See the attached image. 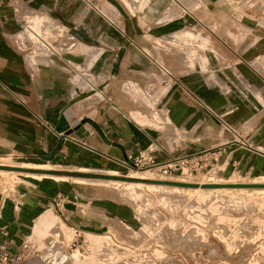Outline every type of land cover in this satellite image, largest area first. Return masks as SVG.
<instances>
[{"label": "crops", "instance_id": "0c3cea01", "mask_svg": "<svg viewBox=\"0 0 264 264\" xmlns=\"http://www.w3.org/2000/svg\"><path fill=\"white\" fill-rule=\"evenodd\" d=\"M146 1L147 8L140 10L143 21L132 16L135 11H130L123 0H100L105 16L115 24L126 14V22L120 26L111 24L97 11L88 10L82 0H0V159L27 162L32 169L54 173H39L50 178L39 180L38 196L0 199V227L7 231L1 241L14 251L28 237L32 222L34 235L57 228L58 220L46 202L55 195L69 194L71 180L79 179L77 174L126 171L129 155L141 151H153L163 161L221 150L219 164L223 169H264L262 70L244 67L237 73L240 82L234 71H228L224 86L217 82L215 72L208 74L197 69L195 80L191 81L176 68L172 70L176 80L155 91L163 99L157 107L162 112L159 120L142 115L134 108V100L121 97L117 87L113 92L116 99L112 102L101 93L105 102L91 113L73 102V74L62 64L52 44L34 32L57 56L34 55L28 46L37 43L18 36L23 28L20 15H38L33 18L34 24L48 18L51 28L53 23H61L76 36L75 48L63 55L73 68L83 66L88 70L89 63H94V71L101 76L114 72L118 78L123 62L136 68L138 62L153 59L151 54L140 55L141 33L147 34V50H153L158 30L172 31L190 22L199 24L194 13L199 11L201 0ZM183 5L188 6L187 16L183 15ZM183 34L196 36L189 30ZM90 86L95 87L91 83ZM87 119L98 128L85 122ZM90 235L98 248L109 244L105 235Z\"/></svg>", "mask_w": 264, "mask_h": 264}, {"label": "rangeland", "instance_id": "374dc122", "mask_svg": "<svg viewBox=\"0 0 264 264\" xmlns=\"http://www.w3.org/2000/svg\"><path fill=\"white\" fill-rule=\"evenodd\" d=\"M123 1L130 11H135L132 16L143 20L140 10L145 11L149 2ZM183 6V15L187 16L188 6ZM194 14L199 24L190 22L180 29L158 30V40L153 50H147L144 44L148 39L147 34L141 33L139 39L143 45L138 46L140 55L147 57L151 54L154 55L153 59L151 57L148 63L138 62L136 68L123 62V72L118 78L114 72L101 76L94 71V63H89L91 66L88 70L76 65L73 68L72 62L64 59L63 55L75 48L76 36L61 23H53L51 28L48 18L34 24L33 18H38V15H20L19 22L23 21V28L18 36L37 43L28 46L34 55L57 56L35 33L59 52L62 64L73 74L72 96L78 107H86L93 113L104 101L101 93L113 102L116 99L114 88L117 87L121 97L134 100V108H138L142 115L159 120L162 112L157 107L163 99L162 94L158 95L155 91L168 87L176 80L172 73L176 68L185 72L191 81L195 80L197 69L208 74L215 72L217 82L224 86L228 71L235 72L238 82L240 78L237 73L244 67L250 66L251 70L264 72V0H201L199 11ZM160 16L163 17L162 14ZM103 17L113 25L123 26L126 22L125 13L116 24L108 16ZM188 30L196 36L183 34ZM90 83L95 87H91ZM155 96L158 98L154 101ZM2 163L9 168L32 167L27 162L11 159H0ZM222 166L218 163L209 172L195 177L156 175L175 182H257L264 175V169L228 171ZM37 170L35 173L6 170L10 172L8 175L0 174V199L38 196L39 180L50 178L39 173H54L48 169ZM113 172L117 174H77L75 177L79 181L71 180L72 191L69 194L55 195L47 200V207L58 220L57 228L44 235H34L32 222L31 231L22 242H29L38 256L29 257L27 264H73L74 257L71 255L76 253L78 247L87 249L82 255L79 254L83 262L87 259L85 257L99 249L90 233L105 235L109 239V244L90 264H264V188L164 191L123 184L107 185L90 177L109 174L130 177L129 174H132L134 176L130 178L137 181L136 178L144 174L136 175V171L131 169ZM200 176L207 177L197 179ZM145 182L156 184L149 180ZM59 199L65 200L63 213L55 205ZM75 231L81 234L77 241ZM63 255H67V259H63Z\"/></svg>", "mask_w": 264, "mask_h": 264}, {"label": "built area", "instance_id": "2783aa9c", "mask_svg": "<svg viewBox=\"0 0 264 264\" xmlns=\"http://www.w3.org/2000/svg\"><path fill=\"white\" fill-rule=\"evenodd\" d=\"M86 6L105 16L100 0H82ZM222 155L221 150H206L196 152L186 156L173 157L163 161L158 160L153 151H141L135 155H129L126 166L136 172H153L164 177H177L179 175L199 176L209 172L218 163ZM58 211L64 212L65 200L59 199L55 203ZM2 218V209L0 207V219ZM7 231L0 227V264H26L29 257H37L36 251L29 242L23 243L16 251L11 249L5 242L1 241V235H6ZM76 241L81 237L78 231H75ZM87 249L78 247L76 253H85ZM36 255V256H34ZM82 255V254H81Z\"/></svg>", "mask_w": 264, "mask_h": 264}, {"label": "bare ground", "instance_id": "6f19581e", "mask_svg": "<svg viewBox=\"0 0 264 264\" xmlns=\"http://www.w3.org/2000/svg\"><path fill=\"white\" fill-rule=\"evenodd\" d=\"M37 38H39V37L37 36ZM39 40L42 41V39H40V38H39ZM46 46H48V45H46ZM48 47L54 53H56V51L53 48H51L50 46H48ZM0 165H5V164L2 163ZM6 170H11V169H0V174H7L8 175L10 172L9 171H6ZM11 171H13V170H11ZM26 173H30V172H26ZM132 173H135V172H132ZM135 174L136 175H139L141 173L140 172H136ZM129 175H130V177H133L134 176L132 174H129ZM142 175H141L142 177H138L136 179L143 180V181L149 180V181H153V182H157V181H168L166 179L160 178L159 176L156 175V173H153V172H145ZM145 175H147V176H145ZM2 176H4V175H2ZM206 177L207 176H200V177H197V179H206ZM94 179H96V178H94ZM259 179H260V181H257V182L255 180H252L251 182H232V181H228V180L227 181L224 180V181L211 182L210 180L209 181H206L205 180V181H181L180 183H197L199 185H209V184H259V185H264V175L261 176V178L259 177ZM76 181H79V180H76ZM96 181L99 182V183L107 184V185H109V184H114V185H121V184H123V185H127V186H133L135 188L147 187V188H154V189H158V190L161 189V190H164V191L170 190V189L171 190H186L187 189L188 191L198 190V189H193V188H179V187H172V186H164V185H159V184H154V183L150 184V183H146V182H137V181L126 182V181L116 180V179H114V180H108V179L99 178V179H96ZM199 190L205 191V192L212 191L209 188L208 189H205V188H201V187L199 188ZM223 191H225V190H223ZM15 198L13 200H15ZM170 244H171V241H170ZM102 245H100V248L94 254H91L89 257H85L87 259L84 260L83 262H81V260L79 259V254L78 253H75L74 255H71V256L74 257L73 258L74 259L73 264H90V263L94 262L95 259H96V257L99 256L100 253H102V251L104 250V248L102 247ZM161 254H163V253H161ZM66 257H68V256L67 255L66 256L63 255L62 258L63 259H67Z\"/></svg>", "mask_w": 264, "mask_h": 264}, {"label": "water", "instance_id": "95a60500", "mask_svg": "<svg viewBox=\"0 0 264 264\" xmlns=\"http://www.w3.org/2000/svg\"><path fill=\"white\" fill-rule=\"evenodd\" d=\"M92 124L94 127L98 128V126L91 120H86ZM0 169H11L13 171L18 172H30L35 173L37 169H30L27 167H6L4 165H0ZM90 177L99 179H108V180H122L126 182H132L133 180L130 177H120V176H113V175H91ZM137 182H145L143 180H138ZM156 184L164 185V186H172V187H186V188H209V189H240V188H264V185L259 184H209V185H199L197 183H180L175 181H157Z\"/></svg>", "mask_w": 264, "mask_h": 264}]
</instances>
